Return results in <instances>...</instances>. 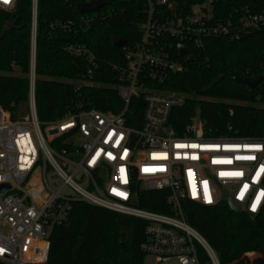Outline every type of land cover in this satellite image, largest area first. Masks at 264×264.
I'll use <instances>...</instances> for the list:
<instances>
[{
	"label": "built area",
	"instance_id": "built-area-1",
	"mask_svg": "<svg viewBox=\"0 0 264 264\" xmlns=\"http://www.w3.org/2000/svg\"><path fill=\"white\" fill-rule=\"evenodd\" d=\"M15 2L0 0V8L12 10ZM144 2L141 39L125 49L119 86L126 105L133 96L143 97L139 127L126 124L125 109L78 110L41 126L33 68L28 115L14 120L0 106V186L7 185L0 189V264H44L50 232L67 222L76 200L144 220L140 247L156 264H220L181 217L182 200L213 206L225 190L247 214L264 208V137L207 136L197 114L176 133L168 125L170 113L186 95L163 85L171 73L186 69L179 45L199 49L203 38L230 31L238 38L264 24V10L242 14L232 32L200 10L183 13L170 0ZM31 5L34 39L36 0ZM136 186L168 192L173 215L137 208Z\"/></svg>",
	"mask_w": 264,
	"mask_h": 264
},
{
	"label": "trees",
	"instance_id": "trees-1",
	"mask_svg": "<svg viewBox=\"0 0 264 264\" xmlns=\"http://www.w3.org/2000/svg\"><path fill=\"white\" fill-rule=\"evenodd\" d=\"M95 1L36 0L34 39L32 0H16L11 11L0 9V106L12 119L29 113L33 68L34 106L41 126L87 109L113 114L125 109L126 124L140 126L143 97L133 96L126 105L119 86L125 49L141 39L145 2L105 0L107 4L96 11L78 13L79 4ZM170 1L183 13L200 10L212 24H227L232 32L242 14L264 10V0ZM120 39L125 43L117 48ZM187 46L191 59L185 71L171 73L163 84L186 95L184 103L171 110L168 125L179 134L197 114L207 136L264 137V79L250 90L231 78L232 73L251 78L264 70V24L238 38L230 31L203 38L199 49ZM135 195L137 208L173 215L168 192L136 186ZM180 206L185 223L208 243L220 264H264V208L251 219L222 202L203 206L182 200ZM145 224L140 218L76 200L67 222L51 230L44 264H144L146 254L140 245ZM198 251L204 258L202 249ZM245 252L262 258L239 260Z\"/></svg>",
	"mask_w": 264,
	"mask_h": 264
},
{
	"label": "water",
	"instance_id": "water-1",
	"mask_svg": "<svg viewBox=\"0 0 264 264\" xmlns=\"http://www.w3.org/2000/svg\"><path fill=\"white\" fill-rule=\"evenodd\" d=\"M105 4H107V2L105 0H97L95 2H88V3H82L79 4L77 6V11L79 14H83V13H87V12H91V11H96L98 10L100 7L104 6ZM7 28L10 27V23H8ZM34 41V40H33ZM125 43L124 39H120L115 43V47L119 48L121 47L123 44ZM178 49V55L179 57L185 62L188 63L191 59V53L189 52V50L182 45H179L177 47ZM221 78V76H220ZM231 78L232 81L235 82L236 84H242L247 86L250 90H252L256 85L259 84L260 81H262L264 79V70L262 72H260L259 74H257L254 77L251 78H244L241 77L235 73L231 74ZM7 188V185H1L0 189L4 190ZM221 201L234 213L238 214L241 212V208L234 202L231 200V198L229 197L227 191H223L222 192V196H221ZM133 204H136V198L133 199ZM249 217L251 219H253V215L249 214Z\"/></svg>",
	"mask_w": 264,
	"mask_h": 264
},
{
	"label": "rangeland",
	"instance_id": "rangeland-1",
	"mask_svg": "<svg viewBox=\"0 0 264 264\" xmlns=\"http://www.w3.org/2000/svg\"><path fill=\"white\" fill-rule=\"evenodd\" d=\"M2 9V8H0ZM2 10H6V9H2ZM7 11H11V10H7ZM13 74H17V72L15 71ZM262 258V256L260 254H257V253H253V252H245L243 253V255L240 257L239 260L243 259V258ZM237 260V261H239ZM144 264H156L153 257H150V256H146L145 259H144Z\"/></svg>",
	"mask_w": 264,
	"mask_h": 264
}]
</instances>
